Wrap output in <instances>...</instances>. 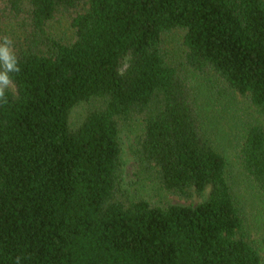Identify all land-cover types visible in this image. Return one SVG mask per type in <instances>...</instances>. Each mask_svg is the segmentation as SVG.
Returning a JSON list of instances; mask_svg holds the SVG:
<instances>
[{
  "label": "trees",
  "instance_id": "1",
  "mask_svg": "<svg viewBox=\"0 0 264 264\" xmlns=\"http://www.w3.org/2000/svg\"><path fill=\"white\" fill-rule=\"evenodd\" d=\"M4 28L22 70L0 107V264H264L194 87L213 74L264 118V0H0ZM135 120L137 176L199 203L131 198L120 133ZM241 131L264 194V124Z\"/></svg>",
  "mask_w": 264,
  "mask_h": 264
},
{
  "label": "rangeland",
  "instance_id": "2",
  "mask_svg": "<svg viewBox=\"0 0 264 264\" xmlns=\"http://www.w3.org/2000/svg\"><path fill=\"white\" fill-rule=\"evenodd\" d=\"M6 30L10 31L4 28L3 32L5 33ZM52 30L66 40L73 36L69 22L63 18L53 23ZM184 35L185 30L181 28L165 35V45L171 52L172 61L178 65L184 63ZM194 87L200 93L199 103L204 108L202 109L204 120L215 125L217 146L227 158L230 182L244 208L246 230L250 239L261 248L264 257V194L260 193L243 173L234 141L242 136L243 123L259 120L264 124V118L248 99L226 88L223 82L213 74L196 77ZM140 134V120L124 124L120 133L125 185L131 198L133 200L146 199L163 208L173 204L194 205L199 203L201 199L198 197L187 200L161 189L150 178L140 179L137 176L138 162L133 155V148Z\"/></svg>",
  "mask_w": 264,
  "mask_h": 264
},
{
  "label": "clouds",
  "instance_id": "3",
  "mask_svg": "<svg viewBox=\"0 0 264 264\" xmlns=\"http://www.w3.org/2000/svg\"><path fill=\"white\" fill-rule=\"evenodd\" d=\"M15 41L10 34H0V107L8 104V91L15 92L13 74L21 72L20 61L14 50ZM21 257H16L15 264H20Z\"/></svg>",
  "mask_w": 264,
  "mask_h": 264
}]
</instances>
